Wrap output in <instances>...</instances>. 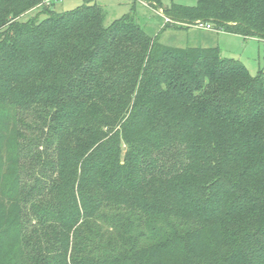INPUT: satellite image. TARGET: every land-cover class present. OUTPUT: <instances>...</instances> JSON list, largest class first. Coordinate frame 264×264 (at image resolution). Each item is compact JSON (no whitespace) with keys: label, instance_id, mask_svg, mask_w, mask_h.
<instances>
[{"label":"trees","instance_id":"obj_1","mask_svg":"<svg viewBox=\"0 0 264 264\" xmlns=\"http://www.w3.org/2000/svg\"><path fill=\"white\" fill-rule=\"evenodd\" d=\"M41 1L0 0V264H264V69ZM140 1L264 40V0Z\"/></svg>","mask_w":264,"mask_h":264},{"label":"rangeland","instance_id":"obj_2","mask_svg":"<svg viewBox=\"0 0 264 264\" xmlns=\"http://www.w3.org/2000/svg\"><path fill=\"white\" fill-rule=\"evenodd\" d=\"M87 1L103 8L105 25H109L126 13H131L146 34L151 37L157 36L158 41L163 44L176 47L218 46L222 56L239 60L250 74L255 75L259 69H264V40L255 36L243 37L212 28H198L195 23H191L186 28L185 23H179L178 26H182L181 28L165 25L166 22L171 24L162 10L163 7H167V2H163V6L159 8L140 0H42L40 4L23 12L19 20L24 21L33 16L40 19L50 13L70 11ZM175 2L195 4V0H175ZM45 7L47 11L44 10Z\"/></svg>","mask_w":264,"mask_h":264},{"label":"built area","instance_id":"obj_3","mask_svg":"<svg viewBox=\"0 0 264 264\" xmlns=\"http://www.w3.org/2000/svg\"><path fill=\"white\" fill-rule=\"evenodd\" d=\"M195 24H196L195 26L198 27V28L211 29L209 24H204V23L202 24V23H199V22H196Z\"/></svg>","mask_w":264,"mask_h":264}]
</instances>
